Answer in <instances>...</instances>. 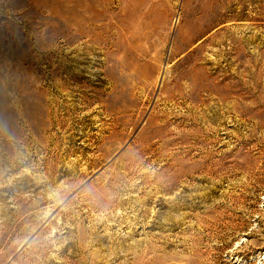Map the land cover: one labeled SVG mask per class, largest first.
<instances>
[{
    "label": "rangeland",
    "instance_id": "374dc122",
    "mask_svg": "<svg viewBox=\"0 0 264 264\" xmlns=\"http://www.w3.org/2000/svg\"><path fill=\"white\" fill-rule=\"evenodd\" d=\"M76 2L0 0V264H264V0Z\"/></svg>",
    "mask_w": 264,
    "mask_h": 264
},
{
    "label": "bare ground",
    "instance_id": "6f19581e",
    "mask_svg": "<svg viewBox=\"0 0 264 264\" xmlns=\"http://www.w3.org/2000/svg\"><path fill=\"white\" fill-rule=\"evenodd\" d=\"M70 3H71V6H70V12H67V11H64L62 14H60V12H61V10H60V12H58L59 14H60V16L62 17V21H63V23L64 24H66V25H68L71 21H73L74 19H77L76 18V16L78 15V12H79V7H80V5L78 4V2H76V0H68ZM59 3V2H58ZM60 4V3H59ZM65 6V5H64ZM69 8V7H68ZM58 10V9H57ZM57 10L55 11V12H57ZM50 12V11H49ZM54 14V13H53ZM55 14H57V13H55ZM54 14V15H55ZM49 15V14H48ZM58 15V14H57ZM77 21V20H76ZM78 22V21H77ZM80 22V21H79ZM72 24V23H71ZM73 26H75V28L73 27L72 29L73 30H77V23H74V24H72ZM81 25V24H80ZM69 26V25H68ZM46 28V27H45ZM44 28V29H45ZM71 29V30H72ZM42 30H40L39 32H41ZM64 31V30H63ZM87 31V29L85 30V32ZM88 32V31H87ZM61 36H63L64 37V39H68V40H70L69 39V36L66 34V32H61V31H59L58 32ZM57 33V34H58ZM74 33H76V32H74ZM79 33H81V32H79ZM78 33V34H79ZM40 34V33H39ZM38 34V35H39ZM43 35V34H42ZM81 35H82V33H81ZM36 36V35H35ZM40 36V35H39ZM58 36V35H57ZM107 37V36H106ZM44 38V37H43ZM45 39V38H44ZM43 39V40H44ZM73 39V38H72ZM104 39V38H103ZM46 40V39H45ZM39 42H41V41H39ZM53 42V41H52ZM64 42V41H63ZM44 43H46V42H44ZM51 43V42H50ZM40 44V43H39ZM50 45V44H49ZM51 45H53V44H51ZM107 45V44H106ZM47 46V45H46ZM42 47H43V45H42ZM197 70V69H196ZM196 72V71H195ZM200 73V72H199ZM196 74V73H195ZM198 74V73H197ZM195 76V75H194ZM196 77V76H195Z\"/></svg>",
    "mask_w": 264,
    "mask_h": 264
}]
</instances>
